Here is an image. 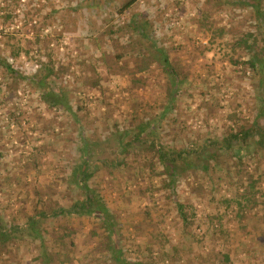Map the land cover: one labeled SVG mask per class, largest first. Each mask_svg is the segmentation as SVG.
Instances as JSON below:
<instances>
[{
    "label": "rangeland",
    "instance_id": "1",
    "mask_svg": "<svg viewBox=\"0 0 264 264\" xmlns=\"http://www.w3.org/2000/svg\"><path fill=\"white\" fill-rule=\"evenodd\" d=\"M122 1L0 0V226L24 228L27 218H37L34 213L49 212L56 202L67 204L64 178L78 162L84 138L98 156L89 186L113 215L130 264H264L263 198L256 197V205H248L242 217L233 205L223 203L245 181L241 168L213 169L202 152L201 160L192 157L193 168L179 174L169 191L162 189V178L146 166L141 169V155H149L144 147L133 156L121 153L124 161L118 167L103 168L99 161L114 165L108 158L119 154L117 132L132 129L135 119L158 116L167 86L156 63L136 72L134 67L154 47L147 51L146 46L138 58L123 54L128 47H121L126 37L118 26L133 17L147 20L149 42L166 52L170 66L185 79L183 96L155 131L161 148L178 150L220 138L229 131L228 117L234 118L235 112L250 119L252 75L232 65L229 58L237 62L236 53L218 40L209 42V32L196 20L205 10L209 27L248 30L244 15L227 10L223 0H139L116 17L114 9ZM37 59L55 63L59 77L50 87L55 92L67 89L74 119L40 100L29 82L39 68ZM5 64L15 76L3 73ZM241 124L238 120L237 126ZM245 166L251 173L256 168L252 162ZM260 182L264 188V173ZM62 220L47 218L41 225L48 233L72 232L75 246L69 264H94L99 248L94 231L101 234L99 226L88 216L65 224ZM21 234L18 244L0 246V264H39L38 241ZM50 238L45 236L46 244Z\"/></svg>",
    "mask_w": 264,
    "mask_h": 264
},
{
    "label": "trees",
    "instance_id": "2",
    "mask_svg": "<svg viewBox=\"0 0 264 264\" xmlns=\"http://www.w3.org/2000/svg\"><path fill=\"white\" fill-rule=\"evenodd\" d=\"M138 1L123 0L114 9L115 16H122ZM221 5L225 6L227 10L231 9L244 15L245 21L249 25L248 30L237 28L232 31L226 26L209 27L207 25L209 11L205 10L198 13L200 17L196 20L202 29L207 33L209 32V42L218 40L230 51L236 53L237 62L232 56L229 58L232 65H238L240 70L250 72L252 75L255 90L252 99V113L249 112L250 119L245 120L243 116L241 117V111L233 112L236 114L234 118L228 117L229 122L232 124L229 131L222 134L220 138L213 139L210 144L204 141L198 146L192 143L185 144L178 150L166 145L161 148L159 146L161 141L157 137L158 135H155V131L160 127V122L165 119L166 115L173 112V104L180 100V96H183L185 79H181L178 69L170 66L166 52L157 48L154 43L149 42L150 37L146 27L149 25L148 21L133 17L128 22H123L121 28L118 26V30L123 31L126 37L125 44H122L121 47L123 49L128 47V52H123V54L131 58H138L144 56L143 51L146 46L147 51L149 48L154 47L151 53H146L147 56L144 57L143 62L140 61L139 66L134 64V68L137 73H141L149 65L156 63L163 70L167 86L164 88L165 94L158 116H155L153 120L135 119L136 123L132 129L124 130L122 133L117 132L118 134L114 140L119 147V154L113 153L110 156L111 158H108L113 161L114 165L107 166L104 160L100 159L99 161L103 168L118 167L123 165L124 161V157L120 156L121 153L127 152L128 156L129 154L133 156V154L138 153L136 149L144 147L147 153L149 151V155H141L143 161L141 169H144V166L148 167L152 175L162 178L160 181L162 189L173 191L174 182L178 175L193 168L192 157L200 161L202 152H205L208 155L205 158L211 162L210 167L213 169L219 171L222 166L224 168H241L245 181L242 182L239 179L241 184L236 186L230 199L224 200L223 203L226 207L233 205L236 215L242 217L248 205H256V197L264 200V188L260 186V177L264 173V0H223ZM236 18L235 16L230 17L231 20H236ZM121 57H117V59ZM54 64L51 59H48L47 62L37 59L36 65L39 68L37 73L29 78V82L39 92V98L43 104L50 109L59 108L74 119L76 116L72 112L66 93L67 89H58L55 92L50 87L51 81L59 77L54 72ZM3 69L4 74L15 76V71L9 64H5ZM4 93H7V91ZM240 106L241 104H238L237 108ZM238 120L243 124L237 126ZM101 158L105 157L101 156ZM78 159V162L72 166L70 172L64 178L69 191L67 204L62 205L56 202L51 211L34 213L37 218L35 219L33 216L27 218L24 228L11 226L10 229L4 230L3 226H0V246L5 247L8 243H17L23 238L21 233L26 232V237L32 241H38L37 251L39 253L35 260L39 264H69L72 258L71 251L75 246L71 237L72 232L63 230L62 234L55 231L48 233L42 228L43 225L41 224L47 218L52 221L60 218V220L63 219L62 221L65 224L69 219L73 220L88 216L101 229V234L94 231L95 236L98 237L97 244H99L96 251L97 259H95L94 264H130L123 255L121 243L123 235L118 230L113 215L106 207L103 198L89 186V181L95 176L97 170V167L93 164V159L94 161L98 160V156L91 152V147L84 138L81 139V151ZM153 160L156 161L153 162ZM250 162L256 165V168H252V173L245 166ZM179 163H182L183 166L179 167ZM156 167L160 170H156ZM202 168L205 171L208 170L209 166L204 165ZM70 186L71 188H69ZM153 188L151 186L148 191H152ZM259 193L261 194L257 196ZM177 208L182 221H187L185 212H182L183 206L178 204ZM259 211L262 212L264 219V207L261 206ZM188 224H191V222H188ZM217 231L221 233L220 228ZM45 236L52 237L50 238L51 244H46ZM58 255L64 257V259L60 260ZM223 260L228 262V256L224 255ZM137 264H146V262L138 261Z\"/></svg>",
    "mask_w": 264,
    "mask_h": 264
}]
</instances>
